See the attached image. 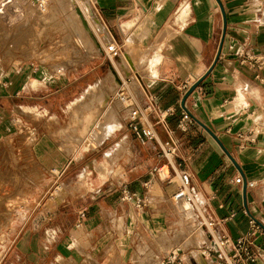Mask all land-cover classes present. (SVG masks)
I'll list each match as a JSON object with an SVG mask.
<instances>
[{"label":"crops","instance_id":"crops-1","mask_svg":"<svg viewBox=\"0 0 264 264\" xmlns=\"http://www.w3.org/2000/svg\"><path fill=\"white\" fill-rule=\"evenodd\" d=\"M90 4L120 50L119 63L124 51L133 62L127 50L147 58L150 75H141L142 91H136L134 96L137 95L136 100L157 138L141 144L129 128V111L122 107L123 116L127 117L126 130H130L143 150L133 156L127 152L120 156L122 160L120 157L116 160L121 168L127 162L131 168L118 176L116 183L111 182L106 190L110 193L105 192V203H85L86 196L93 198L86 193L76 201H62L49 208L51 216L43 210L39 217L23 220V214L17 217L10 201L0 200V242L4 249L0 264H150L147 260L152 257H140V248L129 237V231L136 233L140 225L147 227V237L154 243V250L147 251L148 254L152 252L164 262L179 251L185 253L177 248L169 254L167 248L173 245V240L159 238V232L167 231L172 220L168 221L170 215L157 212L158 205L179 217L190 212L185 210L188 202L172 203L177 184L168 183L154 172L163 167L164 174L170 173L167 160L160 157L159 150L160 144L168 142L176 149L171 162L191 177L194 222L207 235L203 221L216 223L218 237L231 242L249 232L251 219L264 227V0H90ZM105 55L108 56L106 52ZM134 58L137 59L136 54ZM97 60L51 79L28 67L0 64V178L5 183L3 189L0 186V195L14 193L23 199V124H30L29 110L56 115L77 96V101L86 99L103 67L107 68L102 60ZM119 80L129 84L127 80ZM54 95L59 106L45 107L51 100L48 98ZM70 103L74 118L68 127L55 134L60 139L63 132L62 139L66 138L67 142L57 145L44 138L36 148L43 163L47 166L54 163V173L69 162L61 154L60 146L84 148L87 141L91 146L88 134L78 144L75 142L82 130L87 126L92 128L90 121L76 126L79 114L72 109L76 102ZM168 110L173 113L167 115ZM184 112L191 119L185 132L179 128ZM108 114L110 110L103 117ZM122 118L119 128L100 146L122 129ZM73 127L77 130L73 131ZM128 140L126 135L116 146H125ZM112 155L107 152L106 158ZM105 172H99L100 179H104ZM240 177L243 184L236 183ZM12 180H17L15 191ZM249 183L253 186H247ZM125 184L145 196L149 211L139 214L132 204L126 203L128 217L111 220L120 208L121 188ZM83 187L90 189L84 184ZM175 206L185 211L177 213ZM82 210L87 211V217L77 228ZM114 226L124 227L122 236L115 234ZM127 232L129 235L125 236ZM93 240L96 251L92 248ZM252 240L264 251L262 237ZM111 242L113 251L106 260L101 253ZM120 252L125 255L121 256ZM127 253H130L128 261ZM194 253L192 258L200 264ZM210 258L211 264H217L215 256ZM254 264L264 261L257 260Z\"/></svg>","mask_w":264,"mask_h":264},{"label":"rangeland","instance_id":"rangeland-1","mask_svg":"<svg viewBox=\"0 0 264 264\" xmlns=\"http://www.w3.org/2000/svg\"><path fill=\"white\" fill-rule=\"evenodd\" d=\"M48 1L49 9L45 12L36 9L29 0H0V64L7 67L11 65H20L23 68L28 67L29 70H33L35 73H44L48 79L53 76H63L68 70H76L81 64L97 59V62L102 60L107 65V68L103 67L99 73L97 83L92 85L99 84L97 90L89 92L83 101H77L79 96L70 100L67 107L60 110V114L55 115L46 111L40 113L32 109L29 110L31 112L30 124L29 126L23 124V199L14 193L11 196L0 195L1 201L3 199L10 201L17 217L18 214H23V220L39 217L40 212H43V210L47 213L50 211L49 208H53L59 202H73L81 198V196H85L86 193H90L93 198L89 197V195L88 198L86 196L85 203H89V205L91 203H105V196L110 193L106 192V190L111 187V182L116 183L118 181L117 177L131 168L128 162L123 164L124 166L121 168V165L118 166V163H115L116 160L120 156L126 155L127 152L133 156L135 152L143 150V147L139 146L133 136L130 135V130H126L127 117L123 116L122 112L124 109L117 98V94L120 84L119 79L129 81V87L133 94L141 90V78L142 76L148 77L151 70L146 58L147 52H144L146 59H142L137 53L127 50L132 54L135 67H131L128 64V59L125 58L126 51L122 53L120 63L119 57L110 59L105 55V50L107 45L113 41V38L110 39L97 30L96 24L99 22L104 30L109 32L94 15L91 4L92 16H88L87 19L90 28L88 30L83 26L82 22H76L74 14L68 8L66 11L62 10L60 7L62 0ZM67 1L70 2V0ZM89 3L90 0L87 1V4ZM135 54L137 59L134 58ZM35 73L34 75H36ZM106 77H108V80L104 81ZM138 78H140L139 82ZM99 79L103 80V83ZM100 96L103 97L102 100L99 99ZM48 99L51 100L45 107L55 109L59 106L57 95L50 96ZM71 101L76 102L72 109L79 114L76 115L75 123L77 127L83 125L84 121H89L92 116V120L95 121L92 124V130H86L85 133L82 130L76 136L77 140L75 142L77 144L82 141L85 135L88 134L91 139L95 130L98 128L101 130L104 124L102 120L105 119L103 118V113L106 110H110V114L106 116L112 114L116 115V117L118 116V118H115L119 124H121V116L123 117L122 129L115 132L102 146L97 147L98 149L94 147L96 145L92 141L91 146L87 145L90 142L87 141L84 148L81 146H60L61 154L69 158V162L60 170L55 169L54 173L52 169L55 167L54 163L48 166L43 163L37 155L36 148L44 138H49L57 145L63 144L64 140L65 143L67 142L66 138L62 139L64 138L63 132H61L60 139L55 137V134L61 128L68 127L74 118L72 110H70ZM77 127H73L72 130L76 131ZM126 135H129V140L128 142L126 141L125 146L123 144L116 146L121 138ZM107 152L113 154L109 159L106 158ZM122 158L120 157L119 160H122ZM104 170L106 171V176L102 180L99 177V172ZM104 182H107V184L103 185ZM16 183L17 180H12L11 187L13 191L17 187ZM83 184L88 186V188L90 187V189H84ZM4 185V179L0 178L2 189ZM80 188L81 190H79ZM119 200L121 201L120 208L111 217V220L114 221L117 217L126 219L129 215L127 204L125 202L122 203L121 199ZM172 203H174V199ZM188 203L189 206L185 210L189 209L190 212H188L187 216L181 217L167 213L162 210L163 207H160V205L157 208V212L160 214L170 215L168 221L172 220L169 224L171 227L167 231L159 232L161 240L163 237H170L173 240V245L167 248V252L170 254V252L177 251L174 249L181 248L185 253L179 251L177 255H172L170 258L165 259L164 262L161 258L157 259L154 253L150 252L148 254L149 251L154 250V243L151 238L147 237V227L140 225L139 231L136 233H133V231L131 233L129 231L130 235L128 232L127 234L125 233V236L129 235V237H132L131 240L134 243L136 241L137 247L140 248V257L151 256L153 261L152 258L147 260V262H151L150 264H167L169 260L172 264H181L182 260L185 262L182 264H196L192 254L194 251H199L205 255L208 261L212 260L205 251L206 245L210 246L209 236L203 228L199 227L197 221L194 222L191 204L190 202ZM149 204H152L150 196ZM148 208L146 207L140 212L137 211V213L145 215L149 211ZM175 208L177 213L185 211L184 208H178L177 206ZM48 215L51 216V212ZM123 228L114 226L112 230L115 231L116 235L118 233V235L122 236ZM127 230L131 229L125 228V231ZM109 238L111 237L109 236ZM217 238L219 237L216 234ZM92 242V248L96 251L95 241L93 240ZM112 244L113 242L108 243L101 253V256L106 260L107 256L108 258L111 257ZM186 244L188 245L185 248ZM1 246L2 241L0 242ZM141 247L144 249H141ZM191 247L194 249L189 250ZM120 254L121 256L125 255L124 252H120ZM129 254L127 253L125 256L127 261Z\"/></svg>","mask_w":264,"mask_h":264},{"label":"built area","instance_id":"built-area-1","mask_svg":"<svg viewBox=\"0 0 264 264\" xmlns=\"http://www.w3.org/2000/svg\"><path fill=\"white\" fill-rule=\"evenodd\" d=\"M31 3L39 10H45L48 5L47 0H31ZM109 58L114 59L120 53V50L116 43L110 44L105 50ZM117 98L121 105L129 111V128L131 129L134 137L141 143L154 141L157 138V133L153 126L148 122L147 116L142 108L139 106L136 97L131 91L127 82H121L119 85V91ZM171 110L167 111V115L172 114ZM191 121L189 115L184 112L183 118L179 123V128L185 132L188 128V124ZM160 157L167 160V164L170 167V173L164 174L162 168L154 169V172L163 178L168 183L177 184V192L173 195V198L177 201L188 200L193 202V192L191 189V177L185 172H180L179 168L171 162L172 155L176 152V149L170 147V143H163L159 145ZM179 167V166H178ZM237 184H243V179L240 177L236 180ZM247 186L252 187L253 184L249 183ZM121 200L125 203L132 204L137 211H143L147 206V199L140 192L132 191L128 185H123L121 188ZM87 217V211L82 210L79 213V219L77 222V228H80ZM216 223L204 222V227L210 235L211 246L206 245V251L210 257L215 256L218 261L217 264H254L257 260L264 261V251L257 248L254 245L253 238L260 236L264 239V227L260 225L255 219L250 220L249 232L239 238L238 240L231 242L228 238L216 239L215 232ZM168 262L171 263L169 260Z\"/></svg>","mask_w":264,"mask_h":264},{"label":"bare ground","instance_id":"bare-ground-1","mask_svg":"<svg viewBox=\"0 0 264 264\" xmlns=\"http://www.w3.org/2000/svg\"><path fill=\"white\" fill-rule=\"evenodd\" d=\"M48 1V0H47ZM87 1L88 0H70L71 4L69 1H65V0H62V3L60 5V7L62 8V10H65L68 8L72 14H74L75 18H76V22H82L83 23V26H85L86 29H90L89 26H88V16H92L91 15V9H90V3L87 4ZM29 2L31 3V0H29ZM32 4V3H31ZM33 5V4H32ZM34 6V5H33ZM36 7V6H34ZM71 7V9H70ZM36 9H38L36 7ZM49 9V1H48V5H47V8L43 11L47 12ZM39 10V9H38ZM39 11H42V10H39ZM97 26V30L100 32V33H103L104 35H106L108 38L112 39V36L109 32L105 31L104 28L100 25L99 22H97L96 24ZM85 29V30H86ZM87 31V30H86ZM91 33V32H90ZM115 43V42H114ZM113 44V43H111ZM110 45V44H108ZM107 45V46H108ZM107 48V47H106ZM125 58H127V62L128 64L131 65V67H135V65L133 64V62L129 59L128 56H126ZM129 65V66H130ZM108 80V77H106L104 79V81H107ZM100 82V81H99ZM139 82V81H138ZM101 83H103V80H101ZM99 88V84L97 85H94V86H91L89 88V92L91 91H95ZM88 91V90H87ZM88 92V94H89ZM123 107V106H122ZM125 108V107H124ZM115 112V111H114ZM116 114V113H115ZM118 114V113H117ZM98 115V114H97ZM116 115H110V116H106V117H103L105 119L102 120V122H104L103 124V127L101 128V130H99V128L97 130H95L93 133V136L91 137V141L96 145L94 147H99L100 144L113 132L115 131L119 126L120 124L117 122L116 118H118V116L116 117ZM93 116L91 118H89V121L91 122L90 124V127L92 128V124H94L95 121L92 120ZM105 120V121H104ZM101 124V123H100ZM89 127L87 126L85 130H83L85 133L86 130H88ZM93 144V145H94ZM174 199V198H173ZM175 200V199H174ZM180 201H188V200H180ZM195 201L196 203H198V197L195 198ZM189 202V201H188ZM204 230V229H203ZM216 232H214V235H215ZM209 236V235H208ZM216 238V237H215ZM210 239V238H209ZM219 239V238H217ZM188 245V244H187ZM187 245H185V248L187 247ZM191 245V244H190ZM210 246H211V240H210ZM0 256L2 257L3 256V248L0 247ZM194 256L196 257V259L198 260V262L200 264H211L204 256V254L202 253H198L195 251L194 253Z\"/></svg>","mask_w":264,"mask_h":264},{"label":"water","instance_id":"water-1","mask_svg":"<svg viewBox=\"0 0 264 264\" xmlns=\"http://www.w3.org/2000/svg\"><path fill=\"white\" fill-rule=\"evenodd\" d=\"M195 88H196V87H194V88L190 91V93H192V91H193ZM190 93H189V94H190Z\"/></svg>","mask_w":264,"mask_h":264}]
</instances>
